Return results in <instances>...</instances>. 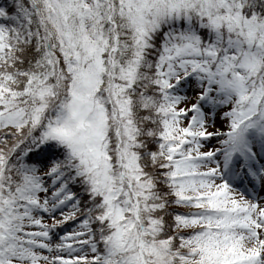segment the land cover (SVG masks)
Returning <instances> with one entry per match:
<instances>
[{"label":"snow or ice","instance_id":"obj_1","mask_svg":"<svg viewBox=\"0 0 264 264\" xmlns=\"http://www.w3.org/2000/svg\"><path fill=\"white\" fill-rule=\"evenodd\" d=\"M0 264H264V0H0Z\"/></svg>","mask_w":264,"mask_h":264}]
</instances>
